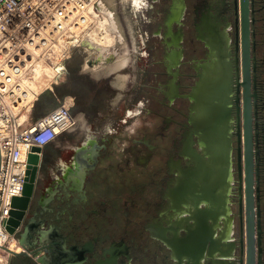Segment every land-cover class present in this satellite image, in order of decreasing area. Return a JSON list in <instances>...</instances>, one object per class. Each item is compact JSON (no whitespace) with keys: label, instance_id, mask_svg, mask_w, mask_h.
Instances as JSON below:
<instances>
[{"label":"flooded vegetation","instance_id":"obj_1","mask_svg":"<svg viewBox=\"0 0 264 264\" xmlns=\"http://www.w3.org/2000/svg\"><path fill=\"white\" fill-rule=\"evenodd\" d=\"M131 4L141 42L132 97L109 119L84 107L85 83L74 90L85 117L47 146L32 225L59 252L103 241L134 264H183L174 245L194 238L205 264H264V0ZM78 164L90 194L111 193V209H69Z\"/></svg>","mask_w":264,"mask_h":264},{"label":"built area","instance_id":"obj_2","mask_svg":"<svg viewBox=\"0 0 264 264\" xmlns=\"http://www.w3.org/2000/svg\"><path fill=\"white\" fill-rule=\"evenodd\" d=\"M104 1L0 0V253L6 264L14 255L10 240L18 239L8 220L14 197L24 194L29 154L79 121L74 95L36 118L33 110L45 91L65 81L76 51L101 27Z\"/></svg>","mask_w":264,"mask_h":264},{"label":"rangeland","instance_id":"obj_3","mask_svg":"<svg viewBox=\"0 0 264 264\" xmlns=\"http://www.w3.org/2000/svg\"><path fill=\"white\" fill-rule=\"evenodd\" d=\"M104 4L114 11L121 30V35L118 34V38L111 44L113 51L111 50L110 58L105 61L102 55L99 56L95 49L90 50L89 47H82L77 50L64 74L65 81L59 84L61 91L57 88L55 91H45L46 98L54 99L55 105H50V100L47 101L46 98L44 100L40 98L33 110L32 118H36L48 109L57 106L61 99L64 100L67 96H75L73 91L82 87V83H85L87 87L83 88L87 92L84 107L93 106L95 108L98 106V109L103 111L104 115H108L109 119H114L117 114L121 113L123 104L121 99L132 97L133 89H135L138 81L136 72L138 69L136 64L138 52L135 49L141 47L140 37L137 34L138 24L134 16V7L131 0H105ZM101 28L103 29L101 26L98 30H102ZM122 36L123 38H121ZM125 48L131 55L129 64L124 68L110 71L109 67L113 66L119 55L125 52ZM102 68H105L104 72L100 71ZM77 112L79 118L84 119V110L79 109Z\"/></svg>","mask_w":264,"mask_h":264},{"label":"water","instance_id":"obj_4","mask_svg":"<svg viewBox=\"0 0 264 264\" xmlns=\"http://www.w3.org/2000/svg\"><path fill=\"white\" fill-rule=\"evenodd\" d=\"M34 150L29 154L28 158V171L25 182V190L23 196H16L13 199L14 207L12 209V215L8 220V228L12 233L19 234L26 230L25 236L33 237L32 232L36 228L32 225L31 216L32 211L35 208V199L37 190L39 187L40 173L43 168L45 148L43 146H34ZM248 182L242 186L243 198L247 199L248 204ZM56 228L57 226L54 225ZM90 226L86 227V232ZM28 234V235H27ZM249 235V254L253 247L250 229L248 227ZM87 234L85 229L83 232L75 235V240L85 238ZM192 238V237H191ZM39 241H25L26 249L24 251L12 250L14 255L22 257V261L19 264H50L56 259V264H134L132 257L125 254L124 252H115L113 248L109 247L105 242L101 241L94 247H88L86 242L76 243L73 242L69 247V250H63V252L56 251L53 248V243L50 237L43 233L38 237ZM47 251V255H39V251ZM174 255H176L178 261L186 264H205L206 261V244L203 242L196 241L194 238L189 240L186 239L182 245H174ZM215 253V252H214ZM212 252V254H214ZM69 254L71 256H69ZM78 256V257H77ZM223 257L225 255H222ZM75 257L79 258L75 260ZM250 257V255H249ZM251 258V257H250ZM222 261H218L221 264Z\"/></svg>","mask_w":264,"mask_h":264},{"label":"crops","instance_id":"obj_5","mask_svg":"<svg viewBox=\"0 0 264 264\" xmlns=\"http://www.w3.org/2000/svg\"><path fill=\"white\" fill-rule=\"evenodd\" d=\"M49 144H51V143H49ZM49 144L44 146V148H45L44 159H45V154H46V151H47V146ZM58 166L59 167H58L56 172H58L60 170H61V172H67L66 169L62 168L61 164H59ZM69 172L71 174V177L69 179L68 184H70L71 187L75 191V194H73V196H71L70 199H69V202L71 204V208H69V209H72L73 208L72 206L80 203V204H83V207H84V209L86 211H88V214L93 215V216H98L99 212L105 207V205L109 209L112 208V204L110 203L111 193H107V194L102 195V196L98 195V194L97 195L96 194H92V193L90 194L88 192V189L86 188L87 184L85 182V179L83 181H81V177L80 176H81L82 173L88 172V166L82 165V164H78L75 167L74 166H70L69 167ZM42 175H43V172L41 170L40 177ZM93 184H94V186L97 189V186H99V184L98 183L97 184L93 183ZM93 184L91 185V187H93ZM168 197H169L168 193H163V195H161V196H153L152 200L153 201L157 200V201L162 202V201H166V199ZM105 202H106V204H105ZM159 207H160L159 208V214H160L161 212H164V208H162L161 205ZM157 213H158V209H157ZM156 221H157L156 217H154V215L152 217V215H151V216H149V219H148L147 222H148L149 225L152 226ZM43 225L44 224H42V226ZM42 226H41V228L39 227L40 229H36L34 232H32V235H34L33 237L25 236L26 230H24L23 232H20L18 234V240L21 241V240L25 239V241H28V242L29 241H34L36 243L37 241H39L37 239L40 236V232L42 230ZM47 226H49V225H47ZM21 242H23V241H21ZM23 243L25 244V242H23ZM12 250L22 251L23 248L12 249ZM44 252H45V249L43 248V250L39 251V255H41L43 257L44 256ZM10 260L11 261L8 264H19V262H21L20 256H17V255H13ZM0 261L4 262V264H6V262H5L6 259H5L4 254L0 256Z\"/></svg>","mask_w":264,"mask_h":264},{"label":"bare ground","instance_id":"obj_6","mask_svg":"<svg viewBox=\"0 0 264 264\" xmlns=\"http://www.w3.org/2000/svg\"><path fill=\"white\" fill-rule=\"evenodd\" d=\"M135 1L139 2L140 0H135ZM104 5L105 4L103 3L104 17H105V18H103L102 24H101L103 29L101 28L102 30L99 31L97 28V29H94L93 31H91L88 35L89 37L86 40V42L88 43L87 47H89L90 50L95 49L96 54H98L99 56L102 55L103 59H107V58L109 59L110 55H111V50L113 48V46L111 44L118 38V34L121 35V30L119 29L120 25H119V22L117 20V17H115L114 11H112V9H110L109 7L104 6ZM121 38H123V36ZM124 50H125V52L123 54L119 55L118 59L115 61L113 66L109 67L110 71H113L115 69L118 70V69L123 68L124 66L127 65L131 55H130V53H128V50L126 48ZM103 70H105V68H102L100 71L102 72ZM125 80H126V78H125ZM124 82H122V83H124ZM23 115L25 117H27L28 112L25 111ZM25 246L26 245L23 242L19 241L16 238H12L10 240V247L9 248L11 249V251H12V249H20V248L24 249ZM1 255H3V254L0 253V256Z\"/></svg>","mask_w":264,"mask_h":264},{"label":"trees","instance_id":"obj_7","mask_svg":"<svg viewBox=\"0 0 264 264\" xmlns=\"http://www.w3.org/2000/svg\"><path fill=\"white\" fill-rule=\"evenodd\" d=\"M56 88H57V90H60V89H61V85H58ZM48 91L51 92V90H48ZM60 91H61V90H60ZM70 92H72V90H70ZM73 92H74V91H73ZM46 93H48V92H46ZM63 93H64V92H63ZM41 98H43V100H44V98H46V94L44 93L43 96H42ZM45 100H47V101L50 100V101H49V102H50L49 104H50V105H55V101H54V99L51 100L50 98L47 97Z\"/></svg>","mask_w":264,"mask_h":264}]
</instances>
